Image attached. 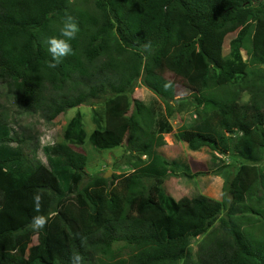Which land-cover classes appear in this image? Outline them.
<instances>
[{
	"label": "trees",
	"instance_id": "1",
	"mask_svg": "<svg viewBox=\"0 0 264 264\" xmlns=\"http://www.w3.org/2000/svg\"><path fill=\"white\" fill-rule=\"evenodd\" d=\"M75 1L0 0V81L26 112L51 122L92 100L105 104V124L93 114L95 129L87 136L76 112L63 142L45 150L48 176L12 147L22 141L0 120V264H70L74 253L84 264H264V235L242 229L264 218V173L257 166L264 154V0H94L92 12L77 10ZM69 15L80 29L70 41L74 55L49 67L46 41L60 35ZM251 27L247 63L242 45ZM225 50L221 65L207 54ZM139 79L154 95L147 105L130 97ZM174 80L189 93L182 102L196 110L217 105L181 135L190 151L211 152L206 173L219 176L232 167L222 156L242 160L227 211L203 195L176 201L166 191L168 178L201 175L156 153L182 103ZM244 91L251 96L247 103L240 98ZM87 138L98 151L126 143L146 160L129 175L86 179L87 158L71 146L82 147ZM114 181L121 193L110 188ZM35 215L49 217L39 232L31 227ZM217 221L224 237L202 244L188 262L192 240ZM116 242L131 248L127 260L111 262Z\"/></svg>",
	"mask_w": 264,
	"mask_h": 264
},
{
	"label": "rangeland",
	"instance_id": "2",
	"mask_svg": "<svg viewBox=\"0 0 264 264\" xmlns=\"http://www.w3.org/2000/svg\"><path fill=\"white\" fill-rule=\"evenodd\" d=\"M73 4L79 11L92 12L95 9L94 0H78ZM252 30L253 28L251 27L242 45V55L247 63L250 62L252 54ZM207 54L215 65H221L227 56V50L223 54L212 51H208ZM260 68L262 71L259 75L263 78L264 82V67ZM170 79L172 80V77ZM174 81L176 82L175 99H179L181 102L182 99H189V93L184 89L180 81ZM262 96L264 100V94ZM130 97L132 100H137L143 105H147L154 95L140 84L139 79L137 88L134 89ZM240 98L242 103H247L251 96L248 91H244L240 94ZM89 103L88 105L68 110L55 120L47 122L42 118L40 113L26 112L19 105L17 94L0 81V120L6 124L11 137L22 141H19V143L12 142L11 145L14 148L19 146L28 165L36 168L44 176H48L45 150L63 142L65 127L76 112H80L82 115V124L87 136L95 129V124L92 122L93 114L101 119L102 124H105L104 100H92ZM186 103L188 102H182L180 105L175 106V113L169 119L173 130L170 134L163 136L165 145L158 148L156 153L170 162L184 161L189 165L192 173H200L201 175L193 178H185L181 175L177 178H168L165 182L166 191L176 201L184 198L190 199L196 195H203L222 202L225 206L224 210L227 211L232 198L230 195V183L242 160L232 154L222 156L232 167L222 172L219 176L206 173V163L211 156V152L207 148H202L196 152L190 151L187 144L181 140V135L185 129L195 124L202 116L214 112L217 109V105L212 106L207 102L200 110H196ZM71 149L86 156L87 164L84 169L86 179L96 175L109 174V172L111 175L107 177V180L111 179L113 175H129L132 173L134 164L138 163L140 158L143 161L146 160L145 157L129 152L126 143L112 151H98L92 147L87 138L82 147L71 146ZM257 166L264 173V154L263 159ZM118 184L119 182H115L110 188L121 193L122 187ZM69 203L74 204L73 197ZM242 229L252 237L259 238L264 235V218L261 221L251 220L245 223ZM224 235V231L219 226V221H217L207 233L192 240L187 258L188 262L195 260L199 247L202 244L209 246L215 240L223 238ZM33 243H36V238H33ZM131 252V248L124 242H116L112 246L111 262H114V260H127ZM180 264H183V262H180Z\"/></svg>",
	"mask_w": 264,
	"mask_h": 264
},
{
	"label": "clouds",
	"instance_id": "3",
	"mask_svg": "<svg viewBox=\"0 0 264 264\" xmlns=\"http://www.w3.org/2000/svg\"><path fill=\"white\" fill-rule=\"evenodd\" d=\"M71 2V0H69ZM79 26L72 16H66L63 26L60 29V35L50 37L46 43L48 45V51L51 56V62L49 67H57L65 57L74 55V51L70 41L74 40L79 32ZM145 47H150L146 45ZM42 194L37 192L33 195L34 211L40 212L42 206ZM48 216L35 215L32 217L31 227L34 231L39 232L44 229L48 223ZM70 264H84L83 257L74 253L70 257Z\"/></svg>",
	"mask_w": 264,
	"mask_h": 264
},
{
	"label": "water",
	"instance_id": "4",
	"mask_svg": "<svg viewBox=\"0 0 264 264\" xmlns=\"http://www.w3.org/2000/svg\"><path fill=\"white\" fill-rule=\"evenodd\" d=\"M110 175H111V174H110V172H109V174H105V175H103V178H104V179H107V177L110 176Z\"/></svg>",
	"mask_w": 264,
	"mask_h": 264
}]
</instances>
